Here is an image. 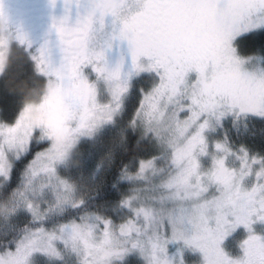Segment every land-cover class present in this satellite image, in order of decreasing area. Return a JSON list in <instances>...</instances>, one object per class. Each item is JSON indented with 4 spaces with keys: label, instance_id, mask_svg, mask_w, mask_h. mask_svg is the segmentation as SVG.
Wrapping results in <instances>:
<instances>
[{
    "label": "snow or ice",
    "instance_id": "obj_1",
    "mask_svg": "<svg viewBox=\"0 0 264 264\" xmlns=\"http://www.w3.org/2000/svg\"><path fill=\"white\" fill-rule=\"evenodd\" d=\"M57 5L35 50L0 29V264H264V0ZM13 51L58 135L7 92Z\"/></svg>",
    "mask_w": 264,
    "mask_h": 264
},
{
    "label": "flooded vegetation",
    "instance_id": "obj_2",
    "mask_svg": "<svg viewBox=\"0 0 264 264\" xmlns=\"http://www.w3.org/2000/svg\"><path fill=\"white\" fill-rule=\"evenodd\" d=\"M0 6L3 11V14L0 15V29L9 27L19 29L32 41L33 50L43 42L51 26L52 17L60 15L59 5L53 11L49 6V0H0ZM183 38L189 37L184 36ZM51 86L54 101L60 108L63 106V102L55 94L54 85Z\"/></svg>",
    "mask_w": 264,
    "mask_h": 264
},
{
    "label": "rangeland",
    "instance_id": "obj_3",
    "mask_svg": "<svg viewBox=\"0 0 264 264\" xmlns=\"http://www.w3.org/2000/svg\"><path fill=\"white\" fill-rule=\"evenodd\" d=\"M9 54L10 53H8V56ZM51 90L52 86L50 84H47L45 94L41 98V100L38 103L27 105L24 110L33 125L49 130L50 134L56 136L58 135L56 126L60 123H63V116L67 112V109L64 106H60V108L55 106L58 104L54 101L55 98ZM114 138L118 139V137ZM78 162V158H74L72 161L73 165L77 164ZM106 162L107 161L104 159H98L97 168L99 169L103 167ZM89 179L90 178L86 177V185L88 184ZM8 200L6 201V203L0 205V213L4 212L8 204ZM177 260H179L178 256Z\"/></svg>",
    "mask_w": 264,
    "mask_h": 264
},
{
    "label": "trees",
    "instance_id": "obj_4",
    "mask_svg": "<svg viewBox=\"0 0 264 264\" xmlns=\"http://www.w3.org/2000/svg\"><path fill=\"white\" fill-rule=\"evenodd\" d=\"M8 62L13 65L14 71L5 81V87L8 93L19 97V103L24 109L29 104L38 103L45 94L47 84H42L33 79L30 75L21 76L24 72L19 54L15 51L10 52ZM19 76V78H17ZM2 95V94H0ZM58 107V105H55ZM8 198L0 199V205L6 203Z\"/></svg>",
    "mask_w": 264,
    "mask_h": 264
}]
</instances>
